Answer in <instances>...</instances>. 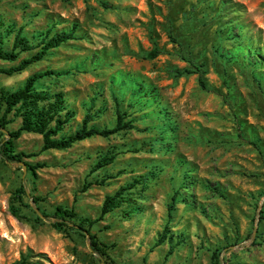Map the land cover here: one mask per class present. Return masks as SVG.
<instances>
[{"label": "rangeland", "instance_id": "374dc122", "mask_svg": "<svg viewBox=\"0 0 264 264\" xmlns=\"http://www.w3.org/2000/svg\"><path fill=\"white\" fill-rule=\"evenodd\" d=\"M73 24L77 39L0 74V90L50 71L36 88L74 112L57 137L73 135L89 111L91 126L113 127L119 110L134 128L63 151H42L38 134L14 141L19 161L0 159V264H264V0H0L2 49L17 33L33 46L0 68ZM194 67L203 84L199 73L174 74ZM8 119L6 138L20 126ZM111 150L113 163L91 173ZM142 176L124 192L136 212L123 217L124 205L99 219L104 198ZM58 206L92 225L61 219Z\"/></svg>", "mask_w": 264, "mask_h": 264}, {"label": "trees", "instance_id": "16d2710c", "mask_svg": "<svg viewBox=\"0 0 264 264\" xmlns=\"http://www.w3.org/2000/svg\"><path fill=\"white\" fill-rule=\"evenodd\" d=\"M76 30L77 25L73 24L68 32L55 34L49 39H43L42 45L44 46L40 52H38L31 58L20 61L16 66H11L9 68H0V74L12 76L24 71L29 65L41 60L43 55L46 54L47 50L60 47L68 41L77 39V36H75ZM2 39L3 35L0 32V61L14 62L18 59L20 53L33 49V46L30 45L29 41L23 37H20L17 33L14 38L11 50L7 52L4 51L1 47ZM156 54V51H151L147 54L146 57L151 59L155 57ZM195 73H199V83L203 84L201 76L203 75L204 71L196 67H194V71L190 69L174 71L176 77ZM50 74H52V72L50 71L46 72L45 74H35L29 77L21 88L13 92L2 89L0 90V136L3 137L0 140V159L2 160V162L7 163L19 161V157L23 154L19 155L14 152V141L21 137V135L23 134L33 133L40 135L43 142L41 149L42 151H63L71 148L77 142H81L92 137L107 138L110 135L116 134L117 132L134 128V126L131 125V122H123V116H125L126 114L124 112H119V110H116V123L113 127L98 128L96 126H91L89 125V122L92 121V118L95 115L90 114V111L87 110L89 112L85 114L80 127L73 133V135L68 136L67 138L57 137L58 134L62 131L64 125L70 121V119L74 115V112L72 110H66V108L64 107L65 100L62 95L48 94L47 92L41 90L39 91L36 88L38 80ZM134 88V93H137V91H143V88L140 86L138 88L134 86ZM136 103H138V100H136ZM142 103L144 105H147L144 102ZM95 113L99 112L96 111ZM10 114H12L13 119H20V126L16 131L7 134L8 138H6V134H3L2 129H4V127L11 122V120L8 119ZM113 150L106 152V154H100L96 162L91 167L90 172L94 173L97 170L111 165L117 156V152ZM27 167L28 170L33 173L35 169L44 167V165L37 164L35 166ZM141 179H143V176L137 179L133 178L130 182H127L123 187L119 188L117 192H115L112 196H106L100 209L99 219H102L105 215L113 212L115 209H122V206L124 205L127 209L123 208V210L121 211L123 217H129L134 214L137 209L131 207V202H133V199L129 194H125L124 192L132 190L137 185L141 184ZM104 180L105 178H94V183L101 185ZM90 185L91 183H86L83 186L82 190L86 191ZM24 194L25 191L23 185H20L13 193L11 200L18 201ZM33 201L37 202L39 200L38 198H33ZM9 209L10 213L16 219H21L19 210L14 205H11ZM171 210L172 206L169 205L168 212H170ZM55 211L58 217H60L61 219L64 218L73 221L77 225H79L78 227H90L92 225V222L89 219L79 217L73 211V209L58 206L56 207ZM42 215L44 217H47L43 213ZM53 226L57 229H61L62 227H66V224L64 222H56L53 224ZM164 238V236L161 237L162 240ZM89 239H91V246L95 248L97 252L102 253L103 250L100 248L97 242L92 240L94 239V237L89 236ZM173 249L174 247L170 246L169 253H171ZM12 264H29V262L28 258L25 256L21 257L19 261ZM212 264L217 263L213 262Z\"/></svg>", "mask_w": 264, "mask_h": 264}, {"label": "water", "instance_id": "95a60500", "mask_svg": "<svg viewBox=\"0 0 264 264\" xmlns=\"http://www.w3.org/2000/svg\"><path fill=\"white\" fill-rule=\"evenodd\" d=\"M20 165L22 166V168H23V171H25V166L23 165V164H21L20 163ZM35 211H37L36 209H35ZM258 214V213H257ZM257 219V218H256ZM255 226H256V221H255ZM254 231H255V229H254ZM254 235V234H253Z\"/></svg>", "mask_w": 264, "mask_h": 264}]
</instances>
